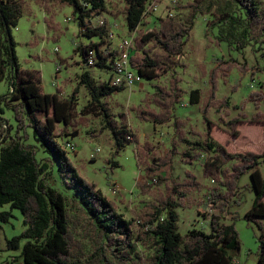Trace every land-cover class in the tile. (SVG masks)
I'll list each match as a JSON object with an SVG mask.
<instances>
[{"label": "trees", "instance_id": "obj_1", "mask_svg": "<svg viewBox=\"0 0 264 264\" xmlns=\"http://www.w3.org/2000/svg\"><path fill=\"white\" fill-rule=\"evenodd\" d=\"M151 1L122 0L120 12L129 32L134 33L130 62L143 79L159 81L163 75H168L169 80L166 84L154 85V91L144 99V104L132 110L141 121L159 125L173 122L176 137L162 155L147 141L137 148L135 156L144 175L136 186L153 199L136 218L128 219L96 182L80 175L69 157L71 151L66 148L69 143L76 147L73 140L79 136L80 126H88L86 116L90 114L101 118L111 131L114 157L132 142L138 144V136L128 125L127 115L122 113L116 117L109 102L113 95L130 87L112 85V76L107 82L97 83L90 71L83 72L80 82L87 88L91 100L76 118L74 110L79 104V88L66 97L60 96L61 88L55 93H45L35 71L26 70L19 63L12 28L18 26L21 17L32 16L30 3L0 0V74L9 72V99L16 102L12 106L16 121L14 136L10 134L9 123L0 118V206H10V210L0 211V220L9 222L14 209L22 213L26 229L7 242V248L13 250L19 248L22 239L28 240L23 248L22 264H234L241 237L235 223H226L223 218L232 213L233 206L241 203V178L246 174L251 176L255 198L244 218L263 229L264 176L259 166L264 162V153L231 152L215 139L212 127L216 124L209 117L211 111L229 116L231 109L237 110L223 129L234 137L240 135L239 123H264L263 89L252 91L240 105H233L229 96H218L220 81L226 82L235 69L248 73L247 62L221 57L208 70L200 65L207 89L191 90L189 102L197 105L203 116L202 139L189 138L186 122L176 115V108L187 94L177 70L187 67L183 57L197 19L209 17L207 48L224 43L236 50L250 45L261 48L264 1L191 0L178 5V13L171 9L172 15L160 17L156 26L146 30L144 20ZM34 2L45 11L46 27L57 39L62 31L56 16L64 7H70L79 34L90 40L76 46L81 62L89 65L92 53V67L113 71L120 52L112 50L108 40L109 21L103 17L109 14L107 0ZM99 17L102 19L95 25L94 20ZM93 38L99 41H92ZM252 75H255L254 70ZM236 90L234 86L232 91ZM250 102L256 108L252 115L245 110ZM29 129L36 143L29 142ZM60 140H65V144ZM183 144L186 150L180 149ZM202 154L207 156L203 176L213 181L212 185L201 182L191 170H186L181 180L174 176L176 156H180L182 162L193 164ZM154 180L156 183H151ZM203 190L207 192L206 202L215 210L210 217L211 232L192 228L182 235L178 209L197 205L195 195ZM258 242V264H264V231ZM16 262L14 257L6 264Z\"/></svg>", "mask_w": 264, "mask_h": 264}, {"label": "rangeland", "instance_id": "obj_2", "mask_svg": "<svg viewBox=\"0 0 264 264\" xmlns=\"http://www.w3.org/2000/svg\"><path fill=\"white\" fill-rule=\"evenodd\" d=\"M33 11L32 16H23L19 20L17 27L12 28V36L16 42V53L22 68L35 71L41 81L42 89L45 93H55L57 88H61V97L69 96L74 89L79 88L78 102L74 110L75 117L79 118L82 109L89 103L91 96L81 84V75L85 71H90L97 83L107 82L113 71L92 67L81 62V55L76 51V46L80 43L87 44L89 39L79 34L78 24L71 18L70 7L61 9L56 21L59 23L62 33L60 38L53 31H49L44 22L45 11L40 8L34 0H27ZM191 0H178L172 3L170 0H153V6L144 20L147 25L144 29L150 30L157 25L158 19L169 14L173 9L178 13V5ZM264 1V0H263ZM109 14L103 17L109 21V42L111 49L120 51L121 45L126 41H131L133 34L128 30L126 20L120 12L123 7L122 0H107ZM177 10V11H176ZM102 17L94 20L98 24ZM209 17L200 16L193 29L192 36L187 44L183 62L186 68L178 69V74L182 77V87L187 91L184 100L176 108V115L186 122V130L192 140L202 139L205 131L203 116L199 112L197 105L189 102V93L193 89H207V80L201 74L200 65L206 66L207 70L213 67L216 59L225 57L238 60L240 63L247 62L250 71L246 74L235 69L230 76L220 81L218 96H229L233 105H240L252 91L264 90V43L261 48L258 45H250L246 49L236 50L224 43L220 47L207 48L206 22ZM92 41L98 42L99 38ZM32 42L31 44H29ZM255 75H252V71ZM169 76L163 75L159 81L144 78L138 81L123 92L113 95L109 102L114 108V115L118 117L124 113L127 115V123L132 131L138 136L139 143L132 142L119 155L114 157V138L111 131L105 127V122L96 116L87 115L88 126L79 127V136L73 141L75 150L69 152V157L78 168L80 175L89 181L96 182L109 199L114 200L119 211L128 219L136 218L145 207V204L153 199L150 194H142L136 186L143 177L135 152L140 145L146 141L151 143L156 153L162 155L171 147L172 139L176 137L173 122L166 125L153 124L141 121L136 112L132 110L140 104H144V99L153 91L156 84L168 83ZM237 86L236 91L232 88ZM11 85L9 72L0 74V108L2 110L0 118H4L12 127L11 136L15 135L16 121L12 109L15 101L9 99ZM264 109V107H263ZM246 112L252 115L256 112L253 103H247ZM238 113L231 109L228 116L225 113H209L210 119L215 122L212 133L216 140L226 145L231 152H254L264 153V123H239L240 135L234 137L226 133L223 129L225 123ZM0 120V128H1ZM59 131L61 124L58 125ZM31 133L30 143H36ZM65 140H60L64 145ZM133 141V140H132ZM181 150H186V145H181ZM1 153V144H0ZM206 155H200L198 161L193 164L182 162L180 156L175 157L174 176L181 180L185 177L186 170H191L198 179L206 185H212L213 181L203 176V163ZM117 163L118 166H114ZM113 167V170H112ZM264 176V162L259 166ZM155 184L156 181H151ZM241 203L233 206L230 215L223 218L226 223H235L241 237V247L235 255L234 264H258L259 242L258 237L264 231V219H261L263 229L256 223L245 220V213L251 208L255 193L252 191V180L250 174L241 178ZM207 192L203 190L195 195L196 204L192 207L180 208L179 231L182 235L192 228L202 229L207 233L211 232L210 217L215 210L211 208L207 201ZM199 205V206H198ZM10 210L9 205L0 206V211ZM14 216L9 222L0 220V264H6L14 257L17 264H22L23 248L28 241L22 239L18 249L9 250L7 242L14 236L20 235L25 229L22 213L14 209Z\"/></svg>", "mask_w": 264, "mask_h": 264}, {"label": "built area", "instance_id": "obj_3", "mask_svg": "<svg viewBox=\"0 0 264 264\" xmlns=\"http://www.w3.org/2000/svg\"><path fill=\"white\" fill-rule=\"evenodd\" d=\"M170 1L172 3H177L178 0H170ZM151 6H153V4L150 2L146 14L149 13V9L151 8ZM169 15L172 14L169 13ZM130 46H131V41H126V43L121 45L119 56L116 59L113 67L114 74L111 77L112 85H124L128 87H132L138 81L143 80L139 72L136 69H134L133 66L131 65L130 52H129ZM93 62H94V57L91 53L89 65L93 64ZM66 149L68 151H73L75 149V146L69 143Z\"/></svg>", "mask_w": 264, "mask_h": 264}, {"label": "water", "instance_id": "obj_4", "mask_svg": "<svg viewBox=\"0 0 264 264\" xmlns=\"http://www.w3.org/2000/svg\"><path fill=\"white\" fill-rule=\"evenodd\" d=\"M8 35L10 36V32H8ZM12 92H13V90H12Z\"/></svg>", "mask_w": 264, "mask_h": 264}]
</instances>
